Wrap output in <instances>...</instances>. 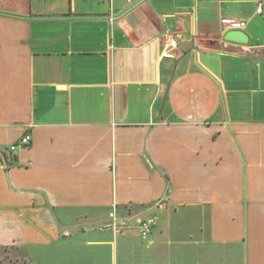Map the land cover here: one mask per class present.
Instances as JSON below:
<instances>
[{"label":"crops","instance_id":"0c3cea01","mask_svg":"<svg viewBox=\"0 0 264 264\" xmlns=\"http://www.w3.org/2000/svg\"><path fill=\"white\" fill-rule=\"evenodd\" d=\"M136 1L0 0V264H264V0Z\"/></svg>","mask_w":264,"mask_h":264},{"label":"built area","instance_id":"2783aa9c","mask_svg":"<svg viewBox=\"0 0 264 264\" xmlns=\"http://www.w3.org/2000/svg\"><path fill=\"white\" fill-rule=\"evenodd\" d=\"M260 11V10H259ZM240 27H244V23H240ZM179 47V42L175 38H171L167 44L166 50L162 53L163 58L173 59L174 58V50ZM32 141V138L29 134L23 136L17 143L13 144L9 147V151L11 153H15L20 147L29 146ZM141 234L144 239H147L151 233V229L153 226V220H144L141 222Z\"/></svg>","mask_w":264,"mask_h":264},{"label":"water","instance_id":"95a60500","mask_svg":"<svg viewBox=\"0 0 264 264\" xmlns=\"http://www.w3.org/2000/svg\"><path fill=\"white\" fill-rule=\"evenodd\" d=\"M143 1L144 0H138V1L134 2L133 4H131L125 11H123L118 16H114L113 18H112V16H104V17H107V18H110V19H117V18L123 16L124 14L128 13L129 11H131L133 8H135L137 5H139ZM0 15L11 16V17H19V18H24V19H32L30 17L17 16V15H14V14H8V13H4V12H0ZM46 18H53V19H55V18H62V17H46Z\"/></svg>","mask_w":264,"mask_h":264}]
</instances>
